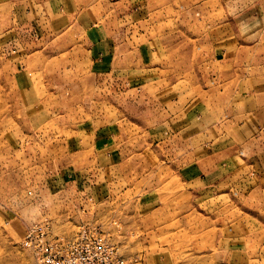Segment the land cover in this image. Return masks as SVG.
<instances>
[{"label": "rangeland", "instance_id": "374dc122", "mask_svg": "<svg viewBox=\"0 0 264 264\" xmlns=\"http://www.w3.org/2000/svg\"><path fill=\"white\" fill-rule=\"evenodd\" d=\"M175 1L174 11L153 3L157 11L144 23L123 21L149 27L142 46L112 51V72L93 76L81 56L72 68L63 66L69 34H10L9 0H0V264L34 262L24 245L28 232L70 240L83 230L104 235L114 247L112 260L125 264H264V192L250 179L239 192L181 183L187 175L223 170L222 160L234 153L247 154L236 146L246 139H255L251 150L263 146L262 130L247 136L236 129L230 76L246 74L247 45L256 44V60L264 59V0L225 2L223 13L208 3L214 13L204 19L194 5ZM236 10L241 17L228 19ZM222 21L225 28L249 22L245 31H252L223 44L225 51L233 44L241 49L221 60L208 34ZM231 58H240L239 66L227 65ZM35 66L53 93L38 100L25 79ZM200 98L203 119L190 129L181 120V130L166 132L170 120L184 117L169 109ZM107 126L121 160L106 168Z\"/></svg>", "mask_w": 264, "mask_h": 264}, {"label": "crops", "instance_id": "0c3cea01", "mask_svg": "<svg viewBox=\"0 0 264 264\" xmlns=\"http://www.w3.org/2000/svg\"><path fill=\"white\" fill-rule=\"evenodd\" d=\"M234 1L236 0H179L178 2L185 5L189 4L190 7L194 5V8L197 10V17L204 19L214 13L211 11L213 9L207 8L206 5L208 3L214 4L216 7L220 6L219 9L216 8V12L223 13L224 7L222 4ZM176 2L175 0H9L6 7L10 5L7 11L8 20L11 24L10 28H12L9 30L10 34H20V31L16 29H20L22 33L27 32L39 38H43L45 35L69 34L71 36L69 43L63 44L64 46L61 49L62 54L66 56L63 66L72 68L73 64L76 63L75 59L81 56L85 60V66L89 73L92 71L94 74L91 75L95 76V71L100 72L99 74L112 72V51L120 49L123 53H126L125 51L138 50V47L142 46L139 43V39L144 38L148 33L149 27H125L121 25L123 21L131 19L136 20L139 24L144 23L147 21V18L152 17L154 10L157 11V5L155 6L153 3H168L169 9L174 11ZM228 13V19L241 17V11L238 10ZM242 18H249V15L242 16ZM113 20L115 24L118 22L120 26L114 25L112 23ZM17 22H21L25 28L19 27ZM248 24L249 22L240 23L239 21H231V26L225 28L223 26L224 21H222L215 24L216 28L210 26L208 44L216 52L214 53L216 59H224L227 51L235 52V50L241 49L236 48V45L233 44V46L227 47L225 51L221 46L236 38L240 32L250 33L252 31L250 29L245 31ZM69 30L70 32H68ZM117 35L119 36L118 42L115 38ZM129 36L135 37V41H129L127 39ZM150 48L155 50L157 47L150 46ZM255 48L256 44L246 46V50H248V56L246 55L247 58L245 57V60H247L246 74L230 76L231 81L235 82L233 99L237 101L238 105L237 111L233 110L232 119H235L236 129L240 132L246 131L248 133L247 136H251L253 133L261 130L264 132V59L256 60L254 54ZM40 51V54H42V49ZM231 56L234 55L231 54ZM120 60H124V57H120ZM240 61V58H231L226 64L229 66H239L238 62ZM37 68L35 66L28 70L25 77L31 89V97L35 100L46 97L48 93L53 94L48 88L45 89L44 84L49 83L47 75L45 76L44 71L38 74L40 70ZM217 79H219L218 76ZM182 96L183 94L178 97ZM199 100V103L190 106L188 103H185L178 111L169 109L175 115L179 114V111L182 110L184 117L170 120L166 127V132L181 130L179 129L181 120L184 121V129H188V127L190 129L194 120H202L205 114H207L204 111L206 101L204 98H200ZM198 104L200 107H196ZM188 114L197 115L192 119L187 117ZM177 122L180 124L177 125ZM219 122L220 119H216L215 125ZM107 127L104 128V148L102 149L106 168L111 167L113 161L117 163L121 160V157L118 155L117 144L113 141L111 135L114 129L112 126H109L110 135L107 136ZM205 129L207 130V128ZM119 137L122 139V134ZM90 141L93 140H87L88 143ZM252 141L246 139L240 145L239 143L236 145L242 148L247 147L249 152L243 156L239 152L238 154L234 153L228 159L227 157L223 159L222 165L224 167L223 170H220L222 172L210 171L203 174L187 175L182 178L181 183L189 189L198 185L200 186L199 188L212 186L219 189L224 185L234 189L235 192H239L236 187H239L240 184L243 186L242 182L250 179L256 188L264 192V143L260 149L251 150L255 139ZM168 161L171 160L169 159ZM225 164L228 166H225Z\"/></svg>", "mask_w": 264, "mask_h": 264}, {"label": "built area", "instance_id": "2783aa9c", "mask_svg": "<svg viewBox=\"0 0 264 264\" xmlns=\"http://www.w3.org/2000/svg\"><path fill=\"white\" fill-rule=\"evenodd\" d=\"M24 245L33 253L32 264H125L123 259L112 260L114 247L104 235L89 230L70 240L28 232Z\"/></svg>", "mask_w": 264, "mask_h": 264}]
</instances>
